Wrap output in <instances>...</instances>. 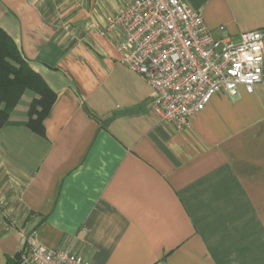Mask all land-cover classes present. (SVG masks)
Masks as SVG:
<instances>
[{
    "label": "crops",
    "instance_id": "obj_1",
    "mask_svg": "<svg viewBox=\"0 0 264 264\" xmlns=\"http://www.w3.org/2000/svg\"><path fill=\"white\" fill-rule=\"evenodd\" d=\"M130 1L0 0L56 93L44 135L25 124L28 92L0 128V264L30 236L90 264H264V80L214 94L191 129L156 121L119 33L101 34ZM183 1L217 37L264 31V0Z\"/></svg>",
    "mask_w": 264,
    "mask_h": 264
},
{
    "label": "built area",
    "instance_id": "obj_2",
    "mask_svg": "<svg viewBox=\"0 0 264 264\" xmlns=\"http://www.w3.org/2000/svg\"><path fill=\"white\" fill-rule=\"evenodd\" d=\"M120 35V60L151 87V116L179 131L220 91H253L264 80V31L238 42L217 37L201 11L183 0H131L106 17L101 34ZM15 224L14 215H9ZM19 264H90L70 247L50 248L35 236L23 241Z\"/></svg>",
    "mask_w": 264,
    "mask_h": 264
},
{
    "label": "trees",
    "instance_id": "obj_3",
    "mask_svg": "<svg viewBox=\"0 0 264 264\" xmlns=\"http://www.w3.org/2000/svg\"><path fill=\"white\" fill-rule=\"evenodd\" d=\"M27 92L33 98L25 124L33 132L44 135V119L56 100V93L30 65L11 35L0 26V128L8 122L21 95ZM9 221L11 223V219ZM22 252L23 249L18 251L10 264H19Z\"/></svg>",
    "mask_w": 264,
    "mask_h": 264
},
{
    "label": "rangeland",
    "instance_id": "obj_4",
    "mask_svg": "<svg viewBox=\"0 0 264 264\" xmlns=\"http://www.w3.org/2000/svg\"><path fill=\"white\" fill-rule=\"evenodd\" d=\"M14 206H15L14 209H15V211H16V209H17V207H18V204L15 203ZM13 215H14V217H15V220L17 221V217L15 216V214H13ZM8 218L10 219V217H8Z\"/></svg>",
    "mask_w": 264,
    "mask_h": 264
}]
</instances>
